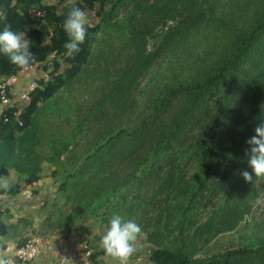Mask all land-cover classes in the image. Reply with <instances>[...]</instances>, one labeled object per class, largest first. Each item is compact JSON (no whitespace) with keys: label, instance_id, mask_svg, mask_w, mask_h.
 Instances as JSON below:
<instances>
[{"label":"trees","instance_id":"obj_1","mask_svg":"<svg viewBox=\"0 0 264 264\" xmlns=\"http://www.w3.org/2000/svg\"><path fill=\"white\" fill-rule=\"evenodd\" d=\"M97 5L100 22L67 56L68 12ZM0 14V31L11 25L31 42L30 68L48 72L31 80L18 116L17 108L0 113V179L14 170L32 186L50 149L51 174L63 172L54 200L67 211L48 216L58 214L61 234L82 241L78 225L100 218L109 227L119 215L146 233L151 264H264L262 235L201 255L246 223L264 195V179L240 175L251 172L246 141L264 122V0H79L61 9L0 0ZM21 72L0 54V82ZM86 81L85 99L50 108L61 90ZM7 213L0 205V237L11 230Z\"/></svg>","mask_w":264,"mask_h":264},{"label":"rangeland","instance_id":"obj_2","mask_svg":"<svg viewBox=\"0 0 264 264\" xmlns=\"http://www.w3.org/2000/svg\"><path fill=\"white\" fill-rule=\"evenodd\" d=\"M77 1L79 0H46V2L49 4L57 5L59 9L66 5L74 4ZM102 13L103 12L100 11V7L97 5L94 11H91V13L88 14L89 24L87 28H93L98 25L100 22V15ZM51 64L52 63L50 61L48 64L50 67L49 71L52 70ZM35 68H32V70L28 71L32 77L31 80L36 76H38V78L41 76L47 77L48 72L43 71L41 67ZM88 88L89 84L86 81L81 85L75 86L71 90H61L56 94L54 100L51 101L50 108L52 110L59 111L65 110L66 108L69 109V107L75 104L76 101L79 102L81 99H85L88 96ZM18 103L20 104H17L18 109L27 105V102L23 101H19ZM48 111L49 109H45L43 112L46 113ZM31 130L28 128L23 132V135L32 133ZM50 155L51 150L49 149L45 152V156L40 167V183L34 189L29 191V196L21 195L23 190L26 188H24L22 179L14 172V170H11L7 177L2 178L9 184V188L7 190L0 189V195L3 196L0 197V205L2 209L8 211L5 221L7 224L11 225L9 236L6 238V240L9 241V246L11 243L13 246L11 247L16 248L23 245L27 240L32 238L40 239L43 244L46 240L63 237L65 240L70 239L74 247L76 245L81 246V248L86 246L91 255L93 253L96 254L94 262L88 259V264H116V262L111 257L103 254V249L100 247L99 241L108 229V226H106V224L102 222L100 218L89 219L87 222L78 225V230H81L82 226L86 230L84 234H81L82 237L84 236V239L79 241L78 239H80V237L76 236L75 234H61V232L58 231L56 227L58 214L57 217L48 216L49 211H56L59 207H62L64 212L67 211V207H63V200L61 198L54 200L58 196V188L63 181V172L59 168L60 171H58L56 176L53 177L51 173L55 167L49 161ZM16 186L19 187L20 192L15 196H9L8 191L14 189ZM20 197L22 199L26 197V200H23L25 204L21 207L18 206L17 202L18 198ZM12 199H14L13 202L11 201ZM10 203L13 205V210L10 209ZM50 207L52 208L50 209ZM261 235L264 237V195L261 198V203L259 204L258 209L251 217L248 218L246 223L241 224V226L236 231L226 233L213 240L208 246L201 250V255L208 257L221 253L227 249L245 247L249 243L253 242V240L261 237ZM134 247L136 250L129 258L128 264H151L148 260V256L153 245L147 242L146 233L142 234L138 238L134 244ZM5 249L6 246H4L3 249L0 248V250ZM38 258L39 254L36 256L34 261L30 263L37 261ZM81 263L84 264V261H81Z\"/></svg>","mask_w":264,"mask_h":264},{"label":"clouds","instance_id":"obj_3","mask_svg":"<svg viewBox=\"0 0 264 264\" xmlns=\"http://www.w3.org/2000/svg\"><path fill=\"white\" fill-rule=\"evenodd\" d=\"M0 19H6L0 14ZM89 24L88 13L79 7H72L68 12L63 28L68 37L64 44L66 55L74 57V54L81 51L87 36ZM31 42L26 38L24 32H15L11 25H5L0 31V54L7 57L9 62L21 71H27L35 62V55L29 50ZM246 143L248 170H243L240 175L245 182L253 184L254 181L264 179V122L255 128V135L249 138ZM9 184L0 179V189L7 190ZM261 203L260 200L253 202L255 207ZM109 227L101 237L99 244L106 256L111 257L116 264H128L129 258L134 254V244L142 235V228L135 220H125L115 215L109 222ZM0 264H11L10 260L0 258Z\"/></svg>","mask_w":264,"mask_h":264},{"label":"built area","instance_id":"obj_4","mask_svg":"<svg viewBox=\"0 0 264 264\" xmlns=\"http://www.w3.org/2000/svg\"><path fill=\"white\" fill-rule=\"evenodd\" d=\"M32 70L29 68L27 71ZM19 77L17 75L6 78L4 81L0 82V113L3 108H17V103L19 101L29 100V93L35 88V84L29 83L24 89L18 90ZM18 112L14 114L18 116ZM4 121H8L6 117ZM21 125V123H19ZM26 193V192H25ZM42 241L38 238H32L27 240L23 245L14 248L11 254L4 258L10 260L11 264H28L36 258L40 252V246ZM84 252V253H83ZM90 251L84 246L80 251L76 252L74 255H66L58 259L53 264H76L78 262L84 261V264H88V258Z\"/></svg>","mask_w":264,"mask_h":264},{"label":"crops","instance_id":"obj_5","mask_svg":"<svg viewBox=\"0 0 264 264\" xmlns=\"http://www.w3.org/2000/svg\"><path fill=\"white\" fill-rule=\"evenodd\" d=\"M17 76L19 77V83L17 86L18 88L22 89L25 86H27L29 83H31L32 77L28 71L21 72ZM18 105L20 104L18 103ZM39 183H40V180L34 183L32 186H27L26 189L23 190V193L21 195L29 196L30 195L29 191L31 189H34ZM0 197H3V196L0 195ZM13 200L14 199H12L11 201L13 202ZM23 200H26V197H24L23 199L21 197L18 198L17 200L18 206L21 207L25 204ZM12 207L13 205L12 203H10L11 210H13ZM7 237H0V245L3 244L1 245L0 248L3 249V247L6 246L5 250H0V258H3V259L8 257L11 254L12 250L14 249L12 248L13 246L11 245V243L9 246V241L6 240ZM77 250L78 249H76L72 245L70 239L65 240L63 237H57V238H53L50 240H46L40 246L39 258L37 259V261L30 263V264H53L63 256L74 255L76 252H78Z\"/></svg>","mask_w":264,"mask_h":264}]
</instances>
